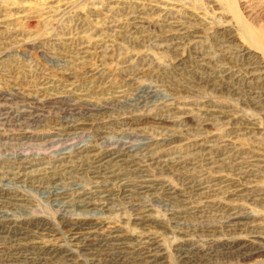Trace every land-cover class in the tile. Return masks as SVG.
<instances>
[{"label": "rangeland", "instance_id": "374dc122", "mask_svg": "<svg viewBox=\"0 0 264 264\" xmlns=\"http://www.w3.org/2000/svg\"><path fill=\"white\" fill-rule=\"evenodd\" d=\"M0 264H264V0H0Z\"/></svg>", "mask_w": 264, "mask_h": 264}, {"label": "bare ground", "instance_id": "6f19581e", "mask_svg": "<svg viewBox=\"0 0 264 264\" xmlns=\"http://www.w3.org/2000/svg\"><path fill=\"white\" fill-rule=\"evenodd\" d=\"M231 1H229V3H230ZM234 2V1H233ZM234 7V6H233ZM232 7V8H233ZM244 7V6H243ZM233 10H235V8L233 9ZM234 12H236L237 13V11H234ZM233 12V13H234ZM238 14V13H237ZM239 16V15H238ZM240 17V16H239ZM241 28H243V27H241ZM242 31V30H241ZM242 33H243V35H244V37H245V39H246V41L249 43V45L251 46V49H253V50H259V51H261L262 49H261V47L259 46V45H257V41L255 40V38H254V36L252 35V33H248L246 30H244V31H242ZM262 54V53H261ZM204 190V189H203ZM246 219L247 218H239V217H233L232 219H231V221L230 222H232V223H230L229 222V224L231 225V224H234L235 222H236V224H239V222H242V221H246ZM82 223V222H81ZM81 223H77L78 225H81ZM247 223V222H246ZM228 224V225H229ZM243 224V223H242ZM248 224V223H247ZM89 225V224H88ZM82 226H84V225H82ZM232 226V225H231ZM81 227V226H80ZM238 227V226H237ZM76 228V227H75Z\"/></svg>", "mask_w": 264, "mask_h": 264}]
</instances>
